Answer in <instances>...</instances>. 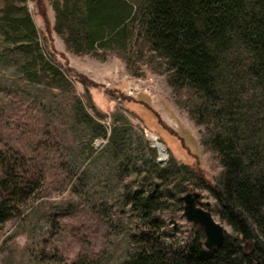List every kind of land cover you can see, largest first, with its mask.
Here are the masks:
<instances>
[{"label": "trees", "instance_id": "trees-1", "mask_svg": "<svg viewBox=\"0 0 264 264\" xmlns=\"http://www.w3.org/2000/svg\"><path fill=\"white\" fill-rule=\"evenodd\" d=\"M49 3L55 13L52 26L47 9L40 10L47 31L59 33L68 49L79 53L110 49L127 63L135 53L165 73L179 102L205 126L202 142L222 167L211 179L200 160L190 163L175 153L174 146H183L182 135L181 139L168 131L173 136L162 134L171 159L162 163L150 148V160L142 167L137 163L129 167L138 178L122 198L143 229L134 235L135 246L122 264H264V0ZM0 37L2 64L16 70L10 74L14 83L9 90L23 82L72 92L74 117L94 129L92 137L108 138L107 146L116 153L128 151L125 113H120L123 125L114 118L109 129L89 92L77 93V81H91L65 68L55 51L44 45L28 0H0ZM126 102L124 110L143 119L134 99ZM52 133L56 138L57 132ZM19 141L14 133L0 135V222L22 214L47 173V156L21 151ZM195 187L210 192L214 212L233 230L213 250L204 246L205 233L198 225L180 248L162 228L160 210L172 200L182 203L181 195Z\"/></svg>", "mask_w": 264, "mask_h": 264}, {"label": "rangeland", "instance_id": "rangeland-1", "mask_svg": "<svg viewBox=\"0 0 264 264\" xmlns=\"http://www.w3.org/2000/svg\"><path fill=\"white\" fill-rule=\"evenodd\" d=\"M28 5L44 45L55 51L65 68L68 66L71 72H80L93 82L77 81L75 90L89 92L101 113L98 116L108 128L114 118L123 125L120 113H125L129 144L128 151L119 154L107 146L108 138L92 137L94 129L74 117L70 91L23 82L10 86L15 91L9 90L14 83L10 74L16 70L5 68L0 56V135L14 133L20 140L21 151L40 158L47 156V173L40 189L24 205L20 216L0 222V264H70L79 260L82 264H122L135 246L134 235L143 229L122 198V192L138 178L129 167L134 163L142 167L145 160H150L153 153L150 148H155L157 159L159 155L165 158L162 163L171 159V151L160 137L168 132L184 137L182 149L175 143L174 152L190 163L200 160L211 179L218 177L221 164L202 142L205 126L192 119L177 99L166 74L153 69L154 63L135 53L127 63L110 49L98 53L74 52L67 48L59 33L47 31L40 10L47 9L52 26L55 13L49 0H28ZM134 85L137 87L131 89ZM126 99H134V108L143 119L124 110L128 106ZM154 109L161 119L154 116ZM52 132H57L56 138ZM153 134L157 135L153 142L159 146L160 154L152 145ZM160 141L167 147V156ZM193 189L201 190L213 209L215 198L210 192L205 188ZM214 214L228 232L233 231ZM160 215L162 228L169 233L168 240L178 248L188 242L197 224L186 218L183 201H170Z\"/></svg>", "mask_w": 264, "mask_h": 264}, {"label": "water", "instance_id": "water-1", "mask_svg": "<svg viewBox=\"0 0 264 264\" xmlns=\"http://www.w3.org/2000/svg\"><path fill=\"white\" fill-rule=\"evenodd\" d=\"M156 137L157 135H152V145L158 148L160 154L159 146L153 142ZM160 142L167 156V147L162 141ZM158 160L164 161L165 158L159 155ZM181 199L186 218L197 224L205 233L204 246L211 250L220 247L225 240L227 230L224 224L215 217L211 201L205 200L199 189L186 191L181 195Z\"/></svg>", "mask_w": 264, "mask_h": 264}, {"label": "built area", "instance_id": "built-area-1", "mask_svg": "<svg viewBox=\"0 0 264 264\" xmlns=\"http://www.w3.org/2000/svg\"><path fill=\"white\" fill-rule=\"evenodd\" d=\"M135 87H137L136 85H134V86H131V89H134Z\"/></svg>", "mask_w": 264, "mask_h": 264}, {"label": "bare ground", "instance_id": "bare-ground-1", "mask_svg": "<svg viewBox=\"0 0 264 264\" xmlns=\"http://www.w3.org/2000/svg\"><path fill=\"white\" fill-rule=\"evenodd\" d=\"M154 140V139H153ZM162 144V143H161Z\"/></svg>", "mask_w": 264, "mask_h": 264}]
</instances>
